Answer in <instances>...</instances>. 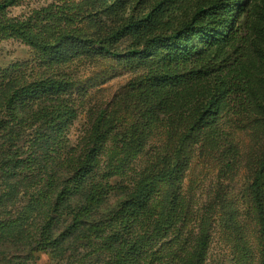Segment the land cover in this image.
Instances as JSON below:
<instances>
[{"label": "rangeland", "instance_id": "1", "mask_svg": "<svg viewBox=\"0 0 264 264\" xmlns=\"http://www.w3.org/2000/svg\"><path fill=\"white\" fill-rule=\"evenodd\" d=\"M160 2L162 6H158ZM204 4L205 0H15L2 16L0 14V20L22 22L35 34L49 35L63 29L83 39L96 40L108 39L112 34L115 39L111 50L118 55H104L96 45L89 53L68 54L50 61V57L43 59L42 52L26 41L0 36V69L16 66L29 81L50 77L71 84L67 91L48 95L35 102L32 110H25L33 113L42 106L60 104L65 112H74L66 123L61 126L37 123L31 129L32 122H29L14 140L8 141L6 137L0 140L3 147L12 149L18 145L17 153L22 162L19 169H13L18 185L11 181L12 188L6 183L0 186V221L10 229L0 240L20 232L22 250L35 247L25 257L21 252L17 254L25 264H82L86 255L88 260L97 258L98 253L92 249L98 242L92 236L85 238L75 234L61 256L47 254L37 242H43L45 216L52 212L49 199L41 196L43 183L58 166L63 168L70 159L81 157L92 147L93 126L98 121L100 132L111 134V138L105 154L100 157L97 176L111 169L115 175L110 183L120 185L108 196L103 211L115 208L126 189L144 172L151 171L156 160L166 153L172 154L171 149L178 143L169 128L177 124L180 117L177 115L172 122L166 116L156 126L139 118L132 108L136 100L134 89L151 67L144 61L128 63L126 57L130 50H142L150 45L154 37L172 34ZM242 5L243 11L234 18L231 40L221 49L224 53L218 59L212 58L211 53L195 57L196 62L189 68L199 69L197 65H204L209 71L185 91V96L191 97L194 110L198 103H207L217 93L216 89H222L225 81L241 79L244 82L241 86L248 81L252 93L249 103L239 94V97H229V106L215 123L216 146L196 145L189 149V164L182 174L183 214L188 215L189 222L183 235L192 242L201 227L209 229L205 264H263L258 227L249 207L248 187L259 166L264 145L256 108L264 93L261 83L264 63L260 62L264 55V0H243ZM149 14L151 20L141 22L146 25L141 27L139 21L146 20ZM94 23L100 28L96 32ZM182 118L184 120L183 114ZM142 126L145 130L156 129L142 145V152L135 157L127 156L126 151L120 150L119 139ZM37 136L43 138L38 141ZM27 161L31 163L25 164ZM11 192V198L4 197ZM66 211L63 209L60 213L59 223L54 228L56 234L73 222L72 214ZM108 256L104 251L98 258L106 261Z\"/></svg>", "mask_w": 264, "mask_h": 264}, {"label": "trees", "instance_id": "2", "mask_svg": "<svg viewBox=\"0 0 264 264\" xmlns=\"http://www.w3.org/2000/svg\"><path fill=\"white\" fill-rule=\"evenodd\" d=\"M14 1H0L1 16ZM242 1L205 0L206 4L179 24L172 34L156 36L144 49H133L127 53L128 63L139 64L144 61L151 67L137 82L138 87L134 89L136 100L132 108L141 120L154 122V126L159 121L163 122L166 116L173 122L179 115L177 124L169 128L174 132L178 144L171 149L172 154L166 153L156 160L157 164L151 171L144 172L126 189L123 199L115 208L103 211L108 196L120 185L110 183L115 175L111 169L97 176L100 157L105 154L107 141L111 138V134L100 132L98 121L93 126L92 147L81 157L70 159L63 168L58 166L47 182L43 183L45 188L41 190V196L49 199L52 212L46 213L45 237L37 245H41L47 254L61 256L68 248L67 243L77 234L85 238L92 236L98 242L97 246L93 244L95 248L92 249L98 253L97 258L88 260L86 255L82 264H205L209 242L206 233L209 229L201 227L192 242H188L187 236L183 235L189 222L188 215L183 214L182 174L189 164V149L196 145L216 146L215 123L229 106V97L242 95L249 103L248 98L252 93L249 92L248 81L245 86L240 85L244 83L241 79L236 82L225 81L222 89H216L217 93L207 103H198L194 110L191 97L185 96V91L194 80L209 71L204 69V65H197L199 69L189 68L196 62L195 57L211 53L212 58L218 59L224 53L221 49L228 46L231 40L234 18L243 11ZM162 3L158 6H162ZM151 17L149 14L146 20H140V26L145 27L141 22L151 20ZM94 24L93 27H96ZM99 29L96 27L93 31ZM0 36L26 41L42 52L43 59L50 57V61L68 54L89 53L96 45L104 55L118 56L111 50V42L115 39L112 34L108 39L100 37L97 40L83 39L63 29L49 35L42 32L35 34L22 22L0 20ZM260 59L264 63V55ZM186 70L187 74H184ZM22 74L16 66L0 69V140L3 137L8 141L14 140L29 122H32L31 129L37 123H58L61 126L74 113L73 110L65 112L60 104L45 105L33 113L25 112L27 108L32 110L36 106L35 102L42 98L67 91L71 84L50 77L29 81ZM261 83L264 85V77ZM256 108L264 135V93L256 103ZM188 111V114L183 113ZM155 129L136 127L128 136L119 139L120 150L126 151L127 156L135 157L136 153L144 150L142 145ZM36 138L40 141L43 137ZM17 146L12 149L0 146V186L6 183L7 187L12 188L10 182L17 181L13 169H19L22 163ZM12 193H5L4 197L11 198ZM248 197L258 227L264 264V145L259 166L248 187ZM63 209L72 214L73 222L63 232L56 234L54 228L59 223ZM9 231L7 224L0 221V237ZM19 236L20 232L11 239L0 240V264H25L17 254L21 252L25 257L34 251V246L23 251ZM104 251L109 253L106 261L98 258ZM3 255H6L4 259Z\"/></svg>", "mask_w": 264, "mask_h": 264}]
</instances>
